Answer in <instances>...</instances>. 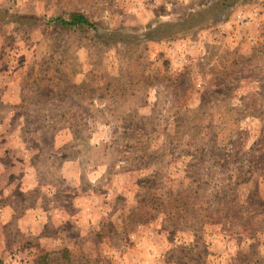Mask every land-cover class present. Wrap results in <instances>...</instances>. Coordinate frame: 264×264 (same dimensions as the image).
<instances>
[{
	"label": "rangeland",
	"instance_id": "374dc122",
	"mask_svg": "<svg viewBox=\"0 0 264 264\" xmlns=\"http://www.w3.org/2000/svg\"><path fill=\"white\" fill-rule=\"evenodd\" d=\"M220 1L0 0V239L41 264H264V0ZM39 197L53 218L20 220Z\"/></svg>",
	"mask_w": 264,
	"mask_h": 264
},
{
	"label": "crops",
	"instance_id": "0c3cea01",
	"mask_svg": "<svg viewBox=\"0 0 264 264\" xmlns=\"http://www.w3.org/2000/svg\"><path fill=\"white\" fill-rule=\"evenodd\" d=\"M9 188L6 187V189ZM41 189L39 184H36L33 182L30 187L26 188V190L30 189ZM47 187H43L41 191L45 193V190ZM48 193V192H47ZM13 195V194H12ZM44 195L42 194V197ZM4 197V196H3ZM1 197L2 206L0 208V226L6 228L7 226H10L12 228V231L14 230V219H16V209L14 207V200L10 198V200H5ZM13 197V196H12ZM39 197L38 200L32 201V205L27 204L25 208V212L20 213L18 217H20V220H23L25 222H32V224H37L41 221H44L46 219H52L53 214L52 212L47 213L42 211V205H43V198ZM1 204V203H0ZM3 223V224H2ZM10 223V224H9ZM9 224V225H8ZM35 228H31L29 225L26 227V234L27 235H34L36 234ZM9 231L8 236L12 234L8 239L4 241L3 238L0 239V241L4 244L2 248H0V264H37L38 256H28L29 251L27 248H20L17 251H14V249L18 248V240L14 242V232ZM20 243V242H19ZM15 253V259L13 258V255ZM19 258L20 260H17ZM24 260V261H21Z\"/></svg>",
	"mask_w": 264,
	"mask_h": 264
},
{
	"label": "trees",
	"instance_id": "16d2710c",
	"mask_svg": "<svg viewBox=\"0 0 264 264\" xmlns=\"http://www.w3.org/2000/svg\"><path fill=\"white\" fill-rule=\"evenodd\" d=\"M230 0H222L220 1L219 5L218 3L216 4L218 6V11L215 12L216 14H213V18L214 19H219L222 18L224 13L226 12V9H228V7L230 5H232V3H234L235 0H233V2L230 4L229 2ZM204 9H202L201 11H198L196 15H199L202 13ZM194 16L190 15L187 19L184 20V22H192L193 21ZM210 18L207 17V19ZM56 20L63 24V25H68V26H82V25H87L90 27H94L93 24L90 22V20L88 19V17L82 13V12H72L69 14V18H60L57 17ZM164 26H160L158 27L156 30L159 31L160 29L163 31V29H165V26L167 25V23L163 24ZM190 27V26H189ZM37 264H41V259L38 260Z\"/></svg>",
	"mask_w": 264,
	"mask_h": 264
}]
</instances>
